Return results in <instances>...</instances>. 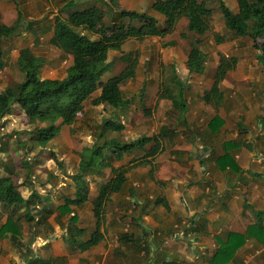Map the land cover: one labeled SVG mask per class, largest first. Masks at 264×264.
Instances as JSON below:
<instances>
[{
	"label": "crops",
	"instance_id": "0c3cea01",
	"mask_svg": "<svg viewBox=\"0 0 264 264\" xmlns=\"http://www.w3.org/2000/svg\"><path fill=\"white\" fill-rule=\"evenodd\" d=\"M11 1L15 2L13 7L9 6V0H0V24L11 25L17 18V0ZM95 1L99 2L95 6L100 7L108 0ZM154 1L116 0L115 9L153 17L163 29L164 17L152 9ZM197 1H206L213 9L209 24L210 20L211 24L217 22L216 33L222 32L225 24L219 15L218 0ZM221 1L232 13H237V0ZM54 12L53 16L57 10ZM186 27L187 19L182 17L170 34L127 40L120 50L109 51V66L119 61V73L132 60L136 62L134 77L121 86L128 104L114 113L109 106L94 105V99L100 94L98 90L85 101L82 112L76 117L77 120L79 114L84 115L94 123L100 117L105 120L108 112L118 115L124 129L116 136L129 134V137L120 136L123 141L159 136L160 152L148 158L154 167L153 176L150 165L131 169L122 189L112 194L105 204L98 226L102 238L91 248L78 250L77 244L86 242L95 230L92 202L109 172L106 170L103 178L87 177L88 200L64 210V201L72 199L76 190L74 168L78 166L79 156L75 153L87 147V142L79 143L84 132L72 134L73 125L61 126L53 138L59 149L54 154L60 163L58 173L49 177V171H54L57 163L51 159L46 162L50 163L48 167H36V173L41 172L40 178L16 183L24 199L31 194L38 197L28 210L17 209L18 241L0 239V264H31L32 261L36 264H210L228 234L243 235L250 229L248 238L233 242L235 245L241 241L233 258L221 264H264V243L260 242L264 239L260 236L264 231L261 230L264 229V66L257 59L258 52L251 48L249 37L227 39L216 48L206 50L207 45L212 46L209 30L198 35L187 31ZM182 29L197 37L191 39L192 35L188 36ZM50 30L47 42L52 37L53 22ZM29 32L32 36L22 32L19 37H11L17 39L13 46L11 42L4 48L11 38L0 45L2 70L7 67L10 72L15 67L13 75L9 76L14 81L18 78L14 71L19 72L16 66L19 51L33 49L31 47L42 39L38 34L36 41L34 31ZM167 43L171 45H165ZM192 45L204 54L201 73H189L186 67ZM54 51L55 58L42 57L45 62L41 78L62 79L71 64L68 56L63 57L57 49ZM220 56L234 58L237 63L219 84L221 101L217 105L206 104L202 96L213 84ZM161 66H174L181 80L185 101L182 114L169 100L158 99ZM7 81L0 83V92L11 85V81ZM127 108L135 111L141 108V116L127 122L123 117ZM144 108L148 112H144ZM16 113L19 114L18 106L1 121L9 120ZM102 122L99 125L102 126ZM91 135L86 132L85 138L91 139ZM153 146L154 142H149L142 149L135 148L113 166H125L132 159L141 158ZM10 210L0 205V227L5 224ZM27 213L35 216L33 221H26Z\"/></svg>",
	"mask_w": 264,
	"mask_h": 264
},
{
	"label": "trees",
	"instance_id": "16d2710c",
	"mask_svg": "<svg viewBox=\"0 0 264 264\" xmlns=\"http://www.w3.org/2000/svg\"><path fill=\"white\" fill-rule=\"evenodd\" d=\"M77 2L76 0L59 1L60 9L53 18L52 37L48 41V44L57 49L63 57L68 56L71 59L65 76L62 79L41 78L44 59L37 56L32 49L24 48L19 51L16 60L17 69L23 76L22 81L13 83L0 92V121L12 114L14 106H18L20 114H23L29 123L36 121L45 124L32 131L33 148L46 147L61 126L73 125L77 114L82 112L85 101L98 90L100 94L94 99V105L104 104L113 112L127 106L128 100L123 97L121 86L134 77L136 62L132 60L119 74L100 81L110 65L107 61L109 51L120 50L121 45L127 40H144L170 34L182 17L187 19V31L203 35L209 30V19L213 12L206 1L155 0L152 9L164 17V28L160 29L157 20L153 17L135 11L116 10V0L103 1L102 7L95 5L83 7ZM237 2L238 11L232 13L221 0H218L219 12L223 17L225 29L230 34L227 38L216 35L215 42L220 44L227 39L247 36L258 52V61L264 66V0H237ZM22 18V14L18 11L13 24L8 26L0 24V45L3 40L16 36L22 30H30ZM33 35L37 41L38 34L34 31ZM2 57L0 50V70L4 67ZM203 60L202 51L192 45L187 55L188 72L201 73ZM236 63L237 60L234 58L219 57L213 84L202 96L206 104L217 105L221 101L219 84L227 71L233 69ZM161 67L163 71L158 99L169 100L182 114L185 101L181 80L176 75L174 66ZM143 111L148 112L145 108ZM98 129L100 132L96 134V141L79 153V163L74 176L76 185L74 197L66 199L63 207L67 210L70 205L80 206L85 203L89 193L87 177L103 178L105 171L108 170L109 177L99 186L92 202L95 230L86 242L77 244V249L80 251L91 248L102 238L98 226L104 214L105 204L112 194L122 189L126 182V174L137 166L150 165V175L153 176L154 167L148 158L158 154L161 146L160 137L156 135L142 136L134 141H119L105 137L106 131L116 133L123 131L124 126L118 120H104ZM100 140L102 143L99 144ZM149 142H154V146L141 158L132 159L122 167L113 166V163L121 160L124 154L132 152L135 148L142 149ZM51 159L57 162L54 154H51ZM37 197L31 194L29 198L24 199L11 178H0V205L3 208H11L5 224L0 227V239L18 241L15 226L17 209L25 207L28 210L35 205L34 200ZM34 218L32 214L25 215L27 222L33 221ZM71 220L73 221L74 217ZM250 232L251 229L243 235L228 234L210 264H221L233 258L241 241L235 245L233 242L241 239L244 241L249 237ZM260 236L264 237V231L260 232ZM69 239L67 235V240ZM260 242L264 243V239ZM31 264H36V261H32Z\"/></svg>",
	"mask_w": 264,
	"mask_h": 264
},
{
	"label": "rangeland",
	"instance_id": "374dc122",
	"mask_svg": "<svg viewBox=\"0 0 264 264\" xmlns=\"http://www.w3.org/2000/svg\"><path fill=\"white\" fill-rule=\"evenodd\" d=\"M13 3H15V2L9 0V6L10 7H13ZM77 3L81 4V6H83V7H89L92 5L99 4V2L95 1V0H90V1L78 0ZM17 4H18L17 11H19L22 14V17H23L22 20H23L24 24H26V23L28 24L27 28H30L29 31H31V30L35 31L37 34H40V38H42L38 41L37 44H35L33 47H31V48H33L32 49L33 52L36 55L43 57L45 60H47L49 58H55L57 56V53L54 51V48H52L48 44L46 37L51 31L50 29L52 27L53 18L55 17V16H53V14H55L54 11L57 10V12H58L60 9L59 1H57V0H46V1L45 0H42V1H40V0H17ZM40 4H41V6H40ZM101 7H102V4H101ZM6 14H5L6 16H4V17H6V18L9 17L8 16L9 14L8 13H6ZM219 15L221 16V19H223L222 15L220 13H219ZM6 18L4 20H6ZM11 18L12 17H10L9 20H11ZM8 22H11V21H8ZM0 23H1V21H0ZM220 27H221V25H220ZM218 30H219V24L217 22H213L211 24V20H210L209 31H208L210 33H208V36H209V40H211V42H212V46L207 45L205 47L206 50H208L210 48L214 49V48H216L217 45H219L215 42V36L216 35H222L224 38L229 37L230 33L227 32L225 29L220 33H216V31H218ZM29 31L22 30V32H24L26 35L32 36V34ZM181 31L188 34V36L192 35V34H189L188 32H186L184 29H182ZM20 35L21 34L19 33L16 36H14V38L19 37ZM196 37H197V35L194 34V35H192L191 39L194 40V38H196ZM14 38H11L8 41H6L4 44V48H6L7 45L11 42H12V46H13L14 41L17 40ZM26 41L28 43L29 40H26ZM176 41L179 42L178 40H176ZM21 43H22V41H21ZM220 44H222V43H220ZM1 47H3V46H1ZM251 48L253 50H255L252 46H251ZM2 52H3V50H2ZM152 61L155 62L154 59ZM8 67H10V65ZM119 67H120V62L116 60L114 62V64L109 66L108 69L104 72V74L100 78V81H104L105 79H107L108 77H110L112 75H117L120 71ZM15 69H16L15 67H14V69L12 68L11 69L12 71H10V72H9V68H7V67L4 70H1L0 83L3 81L5 84V82L8 79L11 81L10 84L22 81L23 76H22V74H18L20 72H17V71H14V75L15 76L18 75V78L15 81H14V79L9 78L11 73L13 75V70H15ZM45 75L49 76V73H46ZM135 107H136V105H135ZM140 109H137L135 111L133 109L129 110L127 108L126 109L127 111L126 110L123 111V113H124L123 117L125 118V120L127 122L130 119H131V121L132 120L136 121L138 116H141ZM117 112H120V110H118ZM128 112H130V115L127 114ZM113 113L109 114V112H108L107 117H105L104 119L105 120L106 119L120 120L118 115H115ZM136 113H137V115H135ZM19 115H22V114H20V112H19V114H17V113L14 114L12 116V118H10L9 120L7 119L4 121H0V178L1 177H9V178H11L14 185H16V183L19 181H21V182L24 181V182L28 183V182H30V180L33 181L34 178H36V179L40 178L41 172L39 171L38 173H36V171H37L36 167L39 165H43L45 168L48 167L50 165V163L47 165L46 162H47V160L51 161V154H55L59 151L56 144L53 143V139L46 145V147H44L46 150H43V148H39V147L33 148V145H32V139H33L32 133L33 132L32 131L38 127L44 126L45 124L39 123L36 121L29 123V121L27 120V118L24 115H22L21 117H19ZM98 115L102 116V113L99 112ZM79 116L80 117L77 118L76 122L73 124V128H72L71 133L76 134L75 132L78 131V133L81 134L84 132L81 135V139H78V140H79V143H82V142H80L81 140L86 141L87 145L86 144L85 145L87 147H89L96 141V134L99 132V129H98L99 123L101 121H104V120H101V117H100V118L96 119L94 121V123H92L91 120L86 119L84 115L79 114ZM86 132L92 133L91 139L85 138ZM125 135L128 136L129 134H127V133L119 134L118 135L119 137H118V136H116V132L106 131L104 133L105 137L111 138V136H112L115 139L118 138L119 141H123L122 137H120V136H125ZM98 143L99 144L102 143V140L98 141ZM75 155L79 156V152H76ZM73 157L75 158V156H73ZM76 159H77V157H76ZM52 162L55 163L54 160ZM59 164L56 163L54 171H52V170L49 171V177H54L55 176L54 172H57L60 170ZM51 166H52V164H51ZM74 169L76 172L77 168L75 167ZM89 178L91 179L94 177L90 176ZM96 183L99 184L98 182H96ZM26 243H27V241L24 244H26Z\"/></svg>",
	"mask_w": 264,
	"mask_h": 264
}]
</instances>
